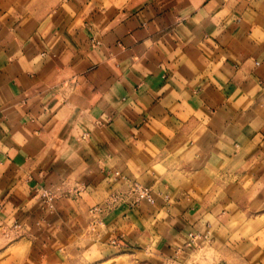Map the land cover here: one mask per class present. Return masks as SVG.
Segmentation results:
<instances>
[{"label":"crops","instance_id":"crops-1","mask_svg":"<svg viewBox=\"0 0 264 264\" xmlns=\"http://www.w3.org/2000/svg\"><path fill=\"white\" fill-rule=\"evenodd\" d=\"M0 225L11 264H264V0H0Z\"/></svg>","mask_w":264,"mask_h":264},{"label":"built area","instance_id":"built-area-1","mask_svg":"<svg viewBox=\"0 0 264 264\" xmlns=\"http://www.w3.org/2000/svg\"><path fill=\"white\" fill-rule=\"evenodd\" d=\"M40 199L46 206L52 207L54 203L59 199V194L54 193L48 190H42L39 193ZM146 202L149 204H154V199L150 193V191L139 185V184H131L128 186L127 191L124 194H115L113 193L108 200L109 205H116L119 203H126L133 207L138 206L139 204ZM92 215L97 216L101 213V209L95 208L91 211ZM96 222V220H94ZM19 227L15 226L14 230L18 231ZM201 240L199 235H190V241L188 243L189 247H193L196 245V242Z\"/></svg>","mask_w":264,"mask_h":264},{"label":"rangeland","instance_id":"rangeland-1","mask_svg":"<svg viewBox=\"0 0 264 264\" xmlns=\"http://www.w3.org/2000/svg\"><path fill=\"white\" fill-rule=\"evenodd\" d=\"M4 230L0 225V264H11V259L13 254H26L28 246L20 245L15 246L16 238L8 235L5 237ZM19 251V253H18Z\"/></svg>","mask_w":264,"mask_h":264}]
</instances>
